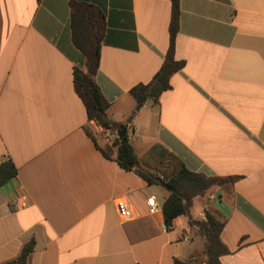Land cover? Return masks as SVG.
Listing matches in <instances>:
<instances>
[{"label": "crops", "instance_id": "crops-1", "mask_svg": "<svg viewBox=\"0 0 264 264\" xmlns=\"http://www.w3.org/2000/svg\"><path fill=\"white\" fill-rule=\"evenodd\" d=\"M105 14L94 80L143 156L160 143L190 171L238 177L197 199L169 231V191L106 159L113 138L88 123L74 88L84 58L72 42L71 2ZM176 58L185 67L158 104L138 109L169 46L170 0H0V156L16 179L0 188V264L34 242L27 264H175L204 258L189 220L208 208L224 220L222 264H264V0H180ZM94 133L97 144L84 127ZM160 211L149 215L146 200ZM129 203L123 222L116 201ZM17 202V205L15 204ZM191 264H205L204 262Z\"/></svg>", "mask_w": 264, "mask_h": 264}, {"label": "trees", "instance_id": "trees-1", "mask_svg": "<svg viewBox=\"0 0 264 264\" xmlns=\"http://www.w3.org/2000/svg\"><path fill=\"white\" fill-rule=\"evenodd\" d=\"M170 1L169 46L163 64L153 79L147 84H138L131 89L130 94L138 106L146 102L158 104L161 95L171 89V78L185 67V62L176 58V39L181 15L180 0ZM106 27L105 14L101 9L84 2H71L72 42L84 58L80 66L74 68V88L85 107L88 123H94L102 128L103 133L111 132L115 136L111 145L102 148L98 146L102 155L106 159H114L121 169L134 172L148 185H158V181L161 180L170 188L169 195L162 205L164 224L169 231L178 217L190 214L195 200L206 198L214 187L236 182L238 177L207 176L190 171L160 143L154 144L139 157L127 134L122 139L118 138V130L121 126L128 127L136 113H132L124 123L110 120L107 113L111 104L94 80L100 65L101 46L105 41ZM84 130L98 145L89 127H84ZM16 176L17 170L10 158L0 164V188L16 179ZM189 223L202 238L204 258L202 260L195 258L187 263L176 260L175 264H191L192 261L222 264L221 257L230 254L221 240L225 220L216 211L208 208L205 210L204 219H190ZM33 250L34 242L31 241L23 247L19 257L12 261V264H27Z\"/></svg>", "mask_w": 264, "mask_h": 264}, {"label": "built area", "instance_id": "built-area-1", "mask_svg": "<svg viewBox=\"0 0 264 264\" xmlns=\"http://www.w3.org/2000/svg\"><path fill=\"white\" fill-rule=\"evenodd\" d=\"M106 138H115V136L111 133V132H106ZM113 143V142H112ZM8 158L2 157L0 156V164L4 163ZM207 200L209 201L210 204H214L216 203L219 198L218 195L216 193H208L207 195ZM15 204L17 205V202H15ZM146 205H147V209H148V214L149 215H155L156 213H158L160 211V206L159 204L156 202L155 197H150L146 200ZM116 211L120 217V219L123 222H127L133 219V212L132 209L129 205L128 202H126L125 200H119L116 201ZM164 231H166V226H164L163 228Z\"/></svg>", "mask_w": 264, "mask_h": 264}, {"label": "water", "instance_id": "water-1", "mask_svg": "<svg viewBox=\"0 0 264 264\" xmlns=\"http://www.w3.org/2000/svg\"><path fill=\"white\" fill-rule=\"evenodd\" d=\"M141 107V104L138 106V109ZM126 135V126H121V128L117 132V136L119 139H122ZM159 185H161L163 188L170 191V188L161 180L158 181Z\"/></svg>", "mask_w": 264, "mask_h": 264}, {"label": "rangeland", "instance_id": "rangeland-1", "mask_svg": "<svg viewBox=\"0 0 264 264\" xmlns=\"http://www.w3.org/2000/svg\"><path fill=\"white\" fill-rule=\"evenodd\" d=\"M152 103V102H151Z\"/></svg>", "mask_w": 264, "mask_h": 264}]
</instances>
